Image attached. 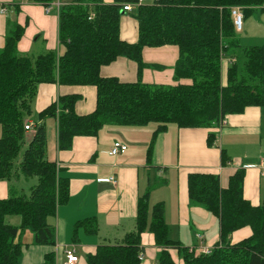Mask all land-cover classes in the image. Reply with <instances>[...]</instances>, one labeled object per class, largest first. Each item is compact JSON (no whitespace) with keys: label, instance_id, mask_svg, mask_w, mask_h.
<instances>
[{"label":"trees","instance_id":"1","mask_svg":"<svg viewBox=\"0 0 264 264\" xmlns=\"http://www.w3.org/2000/svg\"><path fill=\"white\" fill-rule=\"evenodd\" d=\"M49 5L55 0H30ZM138 0H76L59 13L61 56L47 52L33 58L21 54L18 44L25 29L19 25L7 33L0 49V182L17 176L38 179L30 195L13 194L0 199V264H21L22 235L29 231L34 245H56V229L49 222L60 204L69 199L68 180L60 176L56 162L47 157V127L37 124L36 134L27 142L25 130L31 103L42 84L64 87H95L97 106L93 113L79 116L75 106L80 95H63L39 113V120L57 119L59 149L69 151L77 137L96 136L104 126L147 127L157 125L148 149L151 162L157 136L170 125L180 129H206L209 146L216 139L222 121L243 114L251 107H264V44L245 48L235 30L232 10L242 9L245 18L264 12V0H153L136 8L137 43L121 38L124 6ZM93 15V16H92ZM173 45L179 48L174 67L175 86L148 85L141 75L149 68L143 61L146 47ZM120 58L138 65L135 83L105 78L101 71ZM229 61L226 84L222 62ZM152 67V66H151ZM189 80L190 84L181 81ZM26 147L15 167L17 155ZM222 166L232 163L221 149ZM245 173L238 170L226 188L220 175L195 171L188 175L190 201L220 220V241L209 255L190 253L170 238L165 207L149 204V193L137 204L136 231L123 244L99 246L86 258L87 264H141L142 237L150 232L161 249L159 264H175L170 250H176L184 264H264V203L253 205L244 197ZM19 217V225L7 222ZM252 236L232 244L231 236L245 228ZM88 234L98 232L96 219L76 225ZM42 264H56L55 253L47 254Z\"/></svg>","mask_w":264,"mask_h":264},{"label":"crops","instance_id":"2","mask_svg":"<svg viewBox=\"0 0 264 264\" xmlns=\"http://www.w3.org/2000/svg\"><path fill=\"white\" fill-rule=\"evenodd\" d=\"M75 1L61 0V4L69 5ZM152 1L145 0V3ZM104 2L113 4L114 0ZM258 12L246 19L247 30L244 31L243 28L242 32L238 33L245 48L254 46L250 45L251 35L256 32L264 34V27L255 23L264 14L259 12L262 16H258ZM135 15L136 10L125 12L121 19V38L128 43H137L139 39ZM14 24L25 29L18 44L21 54L33 58L47 52H55L58 56L63 54L64 49L59 40V16L56 11L47 13L44 5L30 0H0V49L5 46L7 33ZM178 58L177 46L146 47L143 50V61L149 68L143 71L142 82L148 85H177L174 80V67ZM229 65L228 60L222 62L224 85L227 83ZM101 74L105 78L135 83L138 80V65L129 59L120 58L110 66L104 67ZM181 83L191 82L183 80ZM86 87L91 86L64 87L57 83L42 84L32 100V112L27 122L46 125L47 157L49 161L57 163L60 176L68 180L69 199L58 206L56 216L49 220L56 229V245H34L33 234L25 232L20 239L24 248H41H38L40 250H37V256L33 260L22 258L21 264H42L45 256L51 252L55 253L56 264H66L65 251L69 247L76 250L80 257L79 264H87V256L95 253L99 246L123 244L125 237L136 231L137 204L145 193H149L151 207L159 203L164 205L171 240L178 241L187 248L193 246L192 248L196 249L202 245L213 248L220 241V220L205 208L190 201L188 175L195 171L218 173L221 186L226 188L236 171L243 170L245 199L255 206L264 203L262 161L258 163L256 159H249L247 152L250 149L247 146L241 156H236L225 146L217 147L218 132L223 135L244 133L249 136L258 135L260 151L263 152L264 107H251L243 114L228 117L227 124L221 131L214 130L216 139L211 146L207 143L210 131L180 129L176 125H170L166 132L157 136L151 162H148V149L157 130V127L151 125L141 128L104 126L96 136L77 137L71 150L61 151L58 120H39V113L58 102L63 95L81 96L75 106L77 115L93 113L97 106V90L95 87H92L93 90ZM33 115L37 120L33 119ZM29 135L28 141L31 139ZM116 142L122 143L128 149L118 156H111L110 150ZM221 149H225L232 158V163L225 167L222 166ZM172 174L175 175L174 178ZM16 178L21 179V175ZM112 178L117 181L116 184L103 181ZM8 188L10 197L13 194H22L10 182ZM8 196L3 194L0 198L8 199ZM86 219H96V234H88L84 229L75 231L76 225ZM7 222L9 223L8 219ZM199 234L203 235V241L197 237ZM252 234V229L245 227L231 236V242L237 244L250 238ZM142 246L144 260L141 264H159L161 249L156 246L152 233L147 231L143 234ZM170 252L175 259L176 251Z\"/></svg>","mask_w":264,"mask_h":264},{"label":"rangeland","instance_id":"3","mask_svg":"<svg viewBox=\"0 0 264 264\" xmlns=\"http://www.w3.org/2000/svg\"><path fill=\"white\" fill-rule=\"evenodd\" d=\"M150 1L151 0H148V2H150ZM44 6L46 7L48 5H44ZM63 6H65V5L62 4L60 6V10L62 9ZM60 10H59V13H60ZM124 13L125 12H123V14ZM125 15H127V14H125ZM256 15L260 16L261 14L258 12ZM262 15H261L262 17L258 18L257 21H255V23H259V24H261L262 27H264V14H262ZM58 16H59V14H58ZM246 19L247 18H245L244 22H243V28H245L244 31L247 30ZM249 39L252 41V42H250V43H252L250 45H254L251 47L262 46L264 44V34H257V32H256L255 34L251 35V37ZM86 88H88L90 90L94 89L92 87H86ZM32 117L34 120H37V117H35V115H33ZM222 125H223V121L221 122L220 127H219L220 131L222 129L221 128ZM151 126L157 127L156 124H151ZM229 127H231V126L229 125ZM2 135H3L2 128L0 127V139L2 138ZM31 137H32V135H31ZM222 146L223 147L225 146V147L231 149V151L236 156L243 155L245 150H246L245 148L247 146L250 149L247 152V156L249 159H251V160L256 159V161L258 163H261V161L264 159V151L263 152L260 151V139H259L258 135L249 136L248 134H244V133H240V134L233 133L232 135H228V134L223 135V133L218 132V134H217V147L220 148ZM25 149H26V147H23L22 150L20 151L19 155H17L16 161H15V167H18V164L20 163V161L22 159V155H23ZM243 160L244 159L242 158V161ZM174 176L175 175L172 174L173 178H174ZM8 184H9L8 181H4L3 183H0V196L5 194V195H9L7 198H10V189L8 188ZM10 184H12L18 190V192L29 196L31 189L38 184V179L34 178L31 180H29V179L27 180L24 176L22 178V175H21V179L15 178L10 182ZM0 199H4V198H0ZM8 221H9V224H11V225H18V223L20 222V218L19 217H9ZM201 236L203 237V235L199 234L197 237L199 238ZM192 247L193 246H190V253L195 252L197 254H200V251H197L198 247L196 249L192 248ZM38 248H41V247H30L28 249L24 248L22 258L23 259L25 258V260H27V259L33 260L37 256V250H40ZM170 251H176V250H170ZM176 253H175V259L172 257L175 264H184V260L180 257V255L178 254L177 251H176Z\"/></svg>","mask_w":264,"mask_h":264},{"label":"built area","instance_id":"4","mask_svg":"<svg viewBox=\"0 0 264 264\" xmlns=\"http://www.w3.org/2000/svg\"><path fill=\"white\" fill-rule=\"evenodd\" d=\"M144 3H145V0H138L135 3L127 4V5L124 6V12H126V13L133 12L136 8H138L140 5H142ZM61 5L62 4H61L60 0H55L52 4H49L48 6H46V12L50 13L51 11L54 10V11L57 12V14H59V10H60V6ZM232 17H233V21H234V26H235L236 32L237 33L242 32V30H243V22H244V19H245V15H244L242 9L239 8V7H235L232 10ZM226 124H227V120H224L223 121V125L221 126V128L226 126ZM36 127H37V124H35L34 122H31V121H28L26 123L25 130H26V132L28 134L34 136L36 134V132H37L36 131ZM127 149H128L127 146L123 145L120 142H116L114 144V146L111 148L109 154L111 156H118L121 153L126 152ZM251 166H253V165H251ZM261 168L264 169V159L262 160ZM103 181H105V182H109L110 181V182H113L115 184L117 183V181L114 178H112L111 180H103ZM199 239L201 241H203V237L202 236L199 237ZM213 248L209 247V246L207 247V246H203L202 245L201 247H198L197 251H200V254L209 255V254L212 253ZM65 256H66V264H79L80 263V257L77 255L76 250L73 247H69V248L66 249ZM143 260H144V255H141L140 256V261H143Z\"/></svg>","mask_w":264,"mask_h":264}]
</instances>
